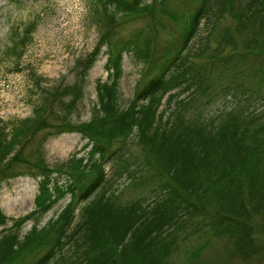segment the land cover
<instances>
[{"label": "trees", "instance_id": "16d2710c", "mask_svg": "<svg viewBox=\"0 0 264 264\" xmlns=\"http://www.w3.org/2000/svg\"><path fill=\"white\" fill-rule=\"evenodd\" d=\"M166 1L98 0L101 7L94 9L93 19L101 27L99 40L78 62L75 82L41 88L32 116L11 122L0 119V190L18 174L20 165L34 170L39 178L30 214L13 220L0 206V264H50L71 243L74 255H62L63 264H168L182 234L203 227L213 237H229L243 258L259 251L258 229L264 215V112L236 105L226 109L217 122L200 115L187 118L188 102L180 93L191 90L194 95H211L219 80L217 73L221 82L225 80V91L236 96L248 93L246 83L264 82V39L249 37L246 49L239 46L235 34L228 33L210 56L216 55L218 62L212 59L204 71L192 57L204 52L205 40L198 52H190L203 21L208 34L227 13L238 18L237 31L249 30L257 22L264 26V0H187L197 4L182 16L167 8ZM236 6L241 11H234ZM157 7L172 19H186L179 38H169L160 47L157 41L164 27L153 11ZM147 15L150 18L142 27L126 34L115 29L120 17ZM35 29L36 22L30 21L6 36L5 52L16 64ZM234 42L237 46L231 48ZM101 53L107 56L108 79L97 82L94 116L74 123L71 115L84 97L90 69ZM127 53L145 60L147 69L136 84L132 103L122 106L119 81ZM158 117L164 120L163 127L155 124ZM47 128L54 130L48 135L78 131L89 139L92 147L87 161L79 158L66 167H51L42 151L46 138L37 151L26 155L37 134ZM130 139L151 149L153 159L137 168L153 164L164 170L157 178H152L154 174L146 178L149 195L118 205L105 192H96L107 181L106 165L120 159V150ZM120 140V147L113 149ZM159 141L163 147L156 146ZM121 166L128 169L124 159ZM63 176L68 181L60 183ZM68 194L57 221L51 220L42 230L34 226L21 233L26 220L50 211ZM83 203L76 221L75 209ZM56 222H60L57 228Z\"/></svg>", "mask_w": 264, "mask_h": 264}, {"label": "rangeland", "instance_id": "374dc122", "mask_svg": "<svg viewBox=\"0 0 264 264\" xmlns=\"http://www.w3.org/2000/svg\"><path fill=\"white\" fill-rule=\"evenodd\" d=\"M166 2L167 8L170 7L174 11L183 13L180 16L189 13L197 4V1L187 3V0H167ZM100 4L98 0H0V119L11 122L32 116L33 108L40 100L38 93L41 88L75 82L78 62L94 50L99 40L101 27L97 26L93 13ZM235 9L234 11H241L237 6ZM153 11L156 17L163 20L164 30L159 42L157 41L159 47L169 38H179L186 19L182 17L172 19L173 17L168 16L162 7H157ZM149 18L150 15L134 19L120 17L115 29L120 34H126L144 26ZM237 19L233 14H225L209 34L207 33L209 32L207 22H202L190 49V52L194 53L196 50L198 52L200 44L205 40L204 52L192 57L198 69L204 71L205 67L214 62L212 59H217L218 62L219 58L216 55L212 58L210 56L215 54V49L221 41L225 40L228 33L235 34L236 41L242 48H246L245 44L249 37L257 40L264 39V26L257 22L249 30L237 31ZM30 21L36 22L33 39L16 64L5 52L6 36L13 30H21ZM236 46L234 42L231 48ZM106 59L107 56L104 53L99 54L90 69L84 97L71 115L74 123L90 121L94 116L93 108L98 101L97 82H104L108 79V72L105 69ZM144 63L145 60H137L132 53L125 55L124 72L119 81V100L122 106L132 103L136 84L147 69ZM202 65L205 66L201 68ZM217 77L219 80L215 84L216 87L210 90H214L211 95L201 93L194 95L191 90L181 91L180 98L188 102L185 110L187 118L200 115L211 121L210 123L217 122L226 109L236 105H241L249 111L264 112V82L259 80L248 82L245 84V90L248 93L236 96L225 91V80L221 82L222 79L220 80L218 73ZM208 78L211 79V76L208 75ZM163 107L162 105L161 108ZM156 123H161L159 127L165 125L164 120H160L159 117ZM152 128L155 129L153 126ZM52 131H54L52 128L40 131L24 153L30 155L35 150L37 151L38 146L46 138L47 141L42 151L46 163L51 167H66L79 158H83L84 161L88 159L92 147L91 143L88 144L89 139L84 138L78 131L48 135ZM121 140L112 148H119ZM163 145L162 141L156 142L157 147H163ZM165 145L169 147L167 139H165ZM150 151V148L143 146L138 140L127 141L126 146L120 150V159L116 158L106 165L107 181L96 194L105 192L111 199L114 198L118 205L133 201L142 195H149L150 186L145 182L146 178L152 174H154L152 178H157L163 174L162 170H164L162 166L156 165L155 167L153 164L149 168H146V165H144L145 168H137L142 165V162H150L153 159ZM121 159L126 161L128 168L126 171L121 166ZM16 171L18 174L5 181L0 190V206L4 213L13 220L27 216L35 209V197L39 187V178L34 176V170L20 165ZM67 181L65 176L60 178V183ZM33 188H35V193L32 192ZM69 198V194L65 195L50 211L26 220L22 225L21 233L25 234L34 226L42 230L51 220L57 221ZM83 205L84 203L75 209L76 221L79 220L80 209ZM11 224L10 221L9 226ZM59 224L60 222H56L54 227L57 228ZM73 226L74 224L72 228ZM186 231L188 235L187 232L182 234L185 236L180 239L178 248L169 256L168 264H264V215L260 217L258 229L260 254L258 251L247 259L240 256L239 252L236 253L235 244L225 235L213 237L207 227L196 232L192 229ZM198 248H201V251L196 255ZM74 249L71 243L50 264H63L62 255L73 256ZM21 258L19 260H22Z\"/></svg>", "mask_w": 264, "mask_h": 264}, {"label": "bare ground", "instance_id": "6f19581e", "mask_svg": "<svg viewBox=\"0 0 264 264\" xmlns=\"http://www.w3.org/2000/svg\"><path fill=\"white\" fill-rule=\"evenodd\" d=\"M32 192L35 193V188H33ZM31 197L33 198L34 197V194Z\"/></svg>", "mask_w": 264, "mask_h": 264}]
</instances>
